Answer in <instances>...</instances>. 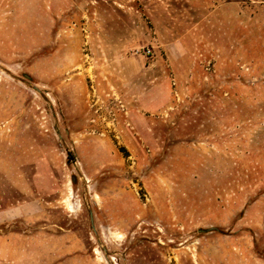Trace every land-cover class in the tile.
Wrapping results in <instances>:
<instances>
[{
  "label": "rangeland",
  "instance_id": "obj_1",
  "mask_svg": "<svg viewBox=\"0 0 264 264\" xmlns=\"http://www.w3.org/2000/svg\"><path fill=\"white\" fill-rule=\"evenodd\" d=\"M0 264H264V0H0Z\"/></svg>",
  "mask_w": 264,
  "mask_h": 264
}]
</instances>
